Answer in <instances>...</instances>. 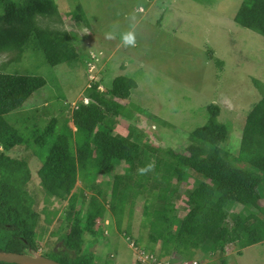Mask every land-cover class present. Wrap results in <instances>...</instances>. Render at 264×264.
I'll return each instance as SVG.
<instances>
[{"label": "rangeland", "instance_id": "1", "mask_svg": "<svg viewBox=\"0 0 264 264\" xmlns=\"http://www.w3.org/2000/svg\"><path fill=\"white\" fill-rule=\"evenodd\" d=\"M53 1L56 14L39 17L38 25L59 58L58 65L46 62L34 33L20 55L0 53V72L45 79L42 88L4 116L11 127L24 134L40 131L52 118L69 116L80 102H94L88 94L92 89L104 93L116 76L124 75L136 86L127 99H114L108 104L120 103L126 115L116 118L114 133L124 136L127 127L134 128L141 142L154 149L151 163L159 152L171 149L187 154L190 145L200 143L209 129L206 109L212 103L220 110L218 123L226 128L221 146L237 155L246 116L264 94V38L235 21L241 5L251 0ZM127 32L134 34V43L124 42ZM68 125L74 130L71 122ZM5 154L27 161L30 192L36 198L35 209L40 211L44 206L37 176L40 161L24 145ZM125 168L124 162L111 163L98 174L97 185L108 192L115 175ZM196 182L195 176L189 178L180 186V193ZM73 192H83L76 207L86 210L89 197L95 193L80 181ZM261 195L259 204L263 206L264 190ZM109 196L107 193L104 215L95 219L92 232L83 234V246L94 264H147L138 259L141 249L131 245H137V241L156 261L150 264H221L222 260L226 264H264V242L245 248L230 244L223 253L213 254L208 245L174 251L166 250L160 242L151 243L144 207L154 204L145 195L134 201L129 217L124 215L123 231L118 233L108 206ZM50 201L47 213L57 214L49 216L50 227L43 239L36 241L37 255L52 245L47 237L63 222L66 202ZM175 207L177 216L182 217L188 211L185 197L177 200ZM44 217L41 213L37 233L46 225ZM126 229L127 235L123 233ZM56 240L55 245H59Z\"/></svg>", "mask_w": 264, "mask_h": 264}, {"label": "trees", "instance_id": "2", "mask_svg": "<svg viewBox=\"0 0 264 264\" xmlns=\"http://www.w3.org/2000/svg\"><path fill=\"white\" fill-rule=\"evenodd\" d=\"M54 14L53 0H0V53L20 55L34 33L46 62L58 65L59 58L38 25L39 17ZM235 21L264 38V0L245 1ZM44 85L40 76L0 72V252L36 255V241L42 240L50 227L49 216L57 214L47 213L50 200H55L66 202L63 222L56 232H50L47 239L53 243L41 256L60 264H94L83 246V234L92 232L95 219L104 215L107 193L118 233H122L123 217L131 215L134 201L142 195L151 198L153 207H144L149 240L160 242L166 250H195L208 245L213 254L223 253L230 244L245 248L264 242V205L259 204L264 190V94L246 116L236 156L221 146L226 128L218 123L220 110L212 103L206 109L209 129L200 143L190 145L187 154L171 149L159 152L151 163L154 149L141 142L134 128L127 127L124 136L114 133L116 118L126 115L120 103L108 104L129 97L136 86L132 79L116 76L104 93L92 89L88 94L94 102H80L69 116L52 118L40 131L24 134L11 127L4 116ZM20 145L29 148L41 163L37 176L44 206L40 211L35 209L36 198L30 192L27 161L5 154ZM120 162L126 164L123 173L115 175L108 192L100 188L98 174L111 163ZM192 176L198 182L180 193V186ZM77 181L95 193L84 211L76 207L83 193L73 192ZM182 197L188 211L178 217L175 202ZM237 207L240 210L236 211ZM41 213L46 225L37 233ZM55 240L60 244L55 245ZM133 245L144 250L138 241Z\"/></svg>", "mask_w": 264, "mask_h": 264}, {"label": "water", "instance_id": "3", "mask_svg": "<svg viewBox=\"0 0 264 264\" xmlns=\"http://www.w3.org/2000/svg\"><path fill=\"white\" fill-rule=\"evenodd\" d=\"M0 262L10 264H60L41 255H27L15 252H0Z\"/></svg>", "mask_w": 264, "mask_h": 264}, {"label": "built area", "instance_id": "4", "mask_svg": "<svg viewBox=\"0 0 264 264\" xmlns=\"http://www.w3.org/2000/svg\"><path fill=\"white\" fill-rule=\"evenodd\" d=\"M84 104H85V103H84ZM131 245L134 246L133 243H132ZM134 248L136 249V247H134ZM138 252H139L138 259H139V261H140L141 263H147V264H150L151 261L156 262V261L153 259V257H152L151 255L146 254L144 250H139ZM157 264H167V263H166V262H163V263L158 262ZM185 264H187V263H185ZM192 264H196V263L193 262Z\"/></svg>", "mask_w": 264, "mask_h": 264}, {"label": "clouds", "instance_id": "5", "mask_svg": "<svg viewBox=\"0 0 264 264\" xmlns=\"http://www.w3.org/2000/svg\"><path fill=\"white\" fill-rule=\"evenodd\" d=\"M123 40L126 44H132L134 43L135 36L132 32H127L123 35Z\"/></svg>", "mask_w": 264, "mask_h": 264}]
</instances>
